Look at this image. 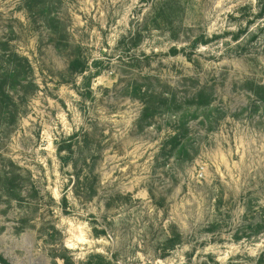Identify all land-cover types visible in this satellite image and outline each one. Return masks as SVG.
I'll use <instances>...</instances> for the list:
<instances>
[{"label": "rangeland", "instance_id": "rangeland-1", "mask_svg": "<svg viewBox=\"0 0 264 264\" xmlns=\"http://www.w3.org/2000/svg\"><path fill=\"white\" fill-rule=\"evenodd\" d=\"M36 1L0 0V69L9 52L33 69L0 117V254L264 264L257 0ZM84 132L77 189L58 147Z\"/></svg>", "mask_w": 264, "mask_h": 264}, {"label": "trees", "instance_id": "trees-1", "mask_svg": "<svg viewBox=\"0 0 264 264\" xmlns=\"http://www.w3.org/2000/svg\"><path fill=\"white\" fill-rule=\"evenodd\" d=\"M24 5V9L28 10V12H34L37 11L39 2L36 0H21ZM258 8H259V16H264V0H257ZM41 8L39 9V11ZM38 11V12H39ZM42 13V12H40ZM56 21V18L51 17L50 15H47L45 17V22L50 27L54 25ZM6 60H4V66L0 69V117L2 114H4L6 111L5 109L9 107V103L13 102V97L10 95V92L13 90H17L19 87H23L24 83L27 82L28 78L33 74V69L28 61L27 58L23 56H19L15 52H9V54L6 56ZM77 63V62H76ZM81 65L82 64H77ZM70 68L74 71L82 72V68H78V66H75V62H72L70 64ZM147 110V109H144ZM145 114V111H144ZM88 136V133L78 134L74 133L70 135L66 140L62 141L60 146L58 147V154L61 155L63 151H66L71 153L72 147H74L77 151L78 158L74 159V162L72 160V163H74L73 168L75 169V177H76V188H82L83 185L80 181V178L87 179V175L83 174V170L85 167H90V165L87 163V160L90 159L89 157V151L90 148L86 143V137ZM84 190V188L82 189ZM93 193V189H91V192ZM179 234L174 233L172 238H168L166 241L169 243L170 246L173 247L177 241H179ZM172 249V248H171ZM60 258L63 260L64 264H74L70 261V259L64 256H53V259ZM100 260L101 263H93L91 259ZM0 263L1 264H9L5 259H3L0 256ZM86 264H111L109 261L106 260V258L102 255L96 254L95 256L90 257V261Z\"/></svg>", "mask_w": 264, "mask_h": 264}, {"label": "crops", "instance_id": "crops-1", "mask_svg": "<svg viewBox=\"0 0 264 264\" xmlns=\"http://www.w3.org/2000/svg\"><path fill=\"white\" fill-rule=\"evenodd\" d=\"M0 256L1 257H3V259H5L9 264H20L19 262H18V260H16V258H14V257H11V256H5V255H3V254H0ZM56 259V258H55ZM54 259V260H55ZM60 259V258H59ZM62 260V259H61ZM56 261V260H55ZM63 261V260H62ZM59 263V262H58ZM63 264H64V262H63Z\"/></svg>", "mask_w": 264, "mask_h": 264}, {"label": "water", "instance_id": "water-1", "mask_svg": "<svg viewBox=\"0 0 264 264\" xmlns=\"http://www.w3.org/2000/svg\"><path fill=\"white\" fill-rule=\"evenodd\" d=\"M1 264V263H0Z\"/></svg>", "mask_w": 264, "mask_h": 264}]
</instances>
